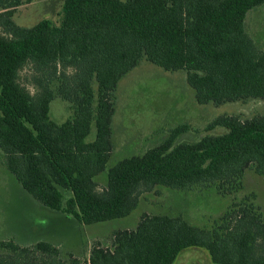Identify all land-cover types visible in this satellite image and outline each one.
<instances>
[{"label":"trees","instance_id":"1","mask_svg":"<svg viewBox=\"0 0 264 264\" xmlns=\"http://www.w3.org/2000/svg\"><path fill=\"white\" fill-rule=\"evenodd\" d=\"M33 1L0 0V151L42 205L93 224L129 216L157 185L238 191L252 165L264 178V115H222L207 129L225 132L176 144L181 126L108 166L115 91L143 58L185 71L200 104L264 99V49L246 21L264 0H64L58 21L18 25L15 10ZM27 65L35 93L20 82ZM57 96L73 110L61 123L50 116ZM93 124L96 138L88 141ZM106 170L100 188L97 177ZM255 208L233 203L212 227L182 214L144 213L135 228L115 230L111 246L94 243L85 259L70 253L62 260L47 241L31 247L0 240V264H174L189 247L206 249L216 264H264V217Z\"/></svg>","mask_w":264,"mask_h":264},{"label":"rangeland","instance_id":"2","mask_svg":"<svg viewBox=\"0 0 264 264\" xmlns=\"http://www.w3.org/2000/svg\"><path fill=\"white\" fill-rule=\"evenodd\" d=\"M64 0H35L17 7L14 20L23 27H31L49 18L59 20ZM247 28L259 47L264 49V5L252 10L247 18ZM0 30H2L0 28ZM34 70L31 65L20 72V82L32 93ZM59 82L52 86L57 88ZM115 114L112 126L113 151L108 166L124 157L142 154L147 149L163 143L174 129L187 126L176 139V144L194 142L206 134H221L222 127L208 130V125L222 115H235L245 120L264 115V99L247 98L215 104L198 103L195 91L187 82L186 72L167 71L143 58L138 65L120 80L115 91ZM73 114L72 105L57 96L51 103L50 116L64 122ZM96 138L93 124L88 141ZM108 173L97 177L99 187H105ZM244 188L220 192L217 185L196 186L193 189H173L157 185L144 191L136 209L124 218L93 224L80 223L72 216L42 205L19 183L5 164L0 151V240H14L21 246H34L47 241L60 249L62 260L70 253L85 259L92 245L100 241L111 246L117 229L135 228L144 213L182 214L190 223L212 227L233 203H254L264 217V178L249 167L243 177ZM229 186V185H228ZM0 252L6 253L5 250ZM42 259L48 256L39 254ZM174 264H216L204 248L189 247L183 250Z\"/></svg>","mask_w":264,"mask_h":264},{"label":"crops","instance_id":"3","mask_svg":"<svg viewBox=\"0 0 264 264\" xmlns=\"http://www.w3.org/2000/svg\"><path fill=\"white\" fill-rule=\"evenodd\" d=\"M262 5H264V4H262ZM262 5H260V6H262ZM260 6H257V7H255L254 9H256V8H258V7H260ZM254 9H252V10H254ZM252 10H250L249 13H250ZM249 13H248V15H247V18H248V16H249ZM246 21H247V20H246Z\"/></svg>","mask_w":264,"mask_h":264}]
</instances>
